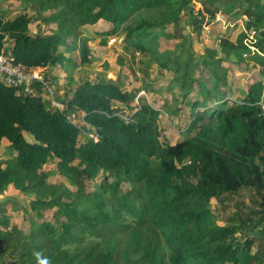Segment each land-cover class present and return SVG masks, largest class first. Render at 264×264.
I'll list each match as a JSON object with an SVG mask.
<instances>
[{
  "label": "trees",
  "instance_id": "16d2710c",
  "mask_svg": "<svg viewBox=\"0 0 264 264\" xmlns=\"http://www.w3.org/2000/svg\"><path fill=\"white\" fill-rule=\"evenodd\" d=\"M19 1L47 30L31 34L37 19L0 7V52L46 74L35 95L0 84V149L12 154L0 158V196L13 186L30 198L28 236L0 209V262L264 264V233L253 236L264 225V0ZM239 21L244 40L204 44ZM121 37L137 88L51 80L66 61L90 65L94 41ZM151 69L167 79L164 111L138 96L161 91ZM48 82L62 110L45 107ZM164 118L178 123L175 141Z\"/></svg>",
  "mask_w": 264,
  "mask_h": 264
},
{
  "label": "rangeland",
  "instance_id": "374dc122",
  "mask_svg": "<svg viewBox=\"0 0 264 264\" xmlns=\"http://www.w3.org/2000/svg\"><path fill=\"white\" fill-rule=\"evenodd\" d=\"M192 6L195 10L200 8V5L198 2H193ZM1 7V5H0ZM3 9L6 11L8 10V19H12L16 15L20 14L23 11H27V14L31 16L33 19H37L39 23H35V21L31 25L30 33H43L46 32L47 27L43 23V17L41 14L37 12V10L29 5L28 3H21L19 0H6L5 3L2 4ZM219 17V15H217ZM221 19V18H220ZM222 20V19H221ZM93 29L100 28V24L95 25L92 27ZM92 29V30H93ZM215 31L212 33L208 39L203 38V42L207 46H212V40L218 39V37H221L225 35V37L235 41V40H244L245 39V30L243 27V22L239 21L235 24H232L231 26H225L223 24H216L215 25ZM211 30V27L206 26L203 29V36L204 33L207 35L209 34V31ZM122 38V37H121ZM120 39V38H119ZM118 38H111V39H99L93 42L92 44V51L91 54L92 63L90 65L83 66L81 68L79 67H73V62L70 63L69 61H66V64L64 66L65 71L60 72H53L51 76V80H56V82L60 83L61 86H65L64 90H74V88L79 84L81 81H85L86 79L90 81H97L100 79H108V80H118L121 82L122 85H124L125 89L130 88H137L140 83L142 82L141 73L138 70L137 63H132L129 55L122 51L121 49V43H119ZM68 54L65 52V55ZM120 58H122L120 60ZM139 57H136V61ZM107 62V63H106ZM106 63V64H105ZM108 67H105V66ZM120 65H122V68H120ZM129 65L131 68L127 67ZM59 70V69H58ZM60 71V70H59ZM46 72L43 70L42 77L45 75ZM157 74L153 69L149 71V80H153L154 82L158 83V87L161 88V91L157 95H153L152 97H148V94L144 91H141L138 96H142L149 103H151L153 106L159 108L160 110L164 111L162 108V105L164 102H169L171 100L170 94L166 93L164 87H166L167 79H163V77H157ZM167 76H165L166 78ZM50 88H52L56 98L60 95L62 96V92L57 93V84L52 86L50 85V82L47 84ZM41 98L43 103L45 104L46 108H51L50 104V97L46 92H43L41 94ZM58 100V99H57ZM76 121H79V116H75ZM162 124L167 128L166 133L168 136L174 137V140H176V126H178L177 122H171L170 119L164 118L162 119ZM80 128L82 132V136L80 140L83 142L85 138V134L87 132V128L84 126V124L80 123ZM30 139V138H29ZM11 152L7 150V144L6 141L3 140L2 147L0 149V158H4V160H9L11 156ZM30 201V198L20 194L18 191H16L13 186H10L7 190V192L0 196V209L5 208L6 209V216L10 219V223L12 225L18 226V228L23 230L24 235L28 236L30 233V226L27 221V212H28V202ZM12 204H17L16 207L19 208L18 211H11V208L13 207ZM212 209L216 208V203L214 201L211 205ZM26 211V212H25ZM226 212H232L235 211L233 206H229L226 210ZM48 220H51L50 217L47 218ZM219 225H223V222H218ZM264 233V225L261 226L260 229L253 232V236H262ZM14 260L11 255H7L3 258V260L0 262V264H13Z\"/></svg>",
  "mask_w": 264,
  "mask_h": 264
},
{
  "label": "built area",
  "instance_id": "2783aa9c",
  "mask_svg": "<svg viewBox=\"0 0 264 264\" xmlns=\"http://www.w3.org/2000/svg\"><path fill=\"white\" fill-rule=\"evenodd\" d=\"M43 69L25 70L15 64V59L10 52L3 48L0 52V84L17 90L21 96L35 95V82H43ZM46 93L50 97V104L53 108L62 110V104L57 100L52 88L44 85ZM72 120V117L68 118Z\"/></svg>",
  "mask_w": 264,
  "mask_h": 264
},
{
  "label": "water",
  "instance_id": "95a60500",
  "mask_svg": "<svg viewBox=\"0 0 264 264\" xmlns=\"http://www.w3.org/2000/svg\"><path fill=\"white\" fill-rule=\"evenodd\" d=\"M122 40H123V38H120V39H119V43H121V42H122Z\"/></svg>",
  "mask_w": 264,
  "mask_h": 264
}]
</instances>
